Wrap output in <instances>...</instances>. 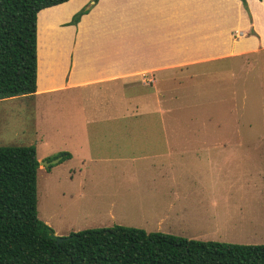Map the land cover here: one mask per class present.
Instances as JSON below:
<instances>
[{
  "label": "rangeland",
  "instance_id": "obj_1",
  "mask_svg": "<svg viewBox=\"0 0 264 264\" xmlns=\"http://www.w3.org/2000/svg\"><path fill=\"white\" fill-rule=\"evenodd\" d=\"M159 79L56 97L53 116L59 123L89 124L91 148L82 131L85 146L73 144L75 156L49 169L42 164L46 149L39 147V218L62 237L123 225L203 241L264 244V51L167 70ZM27 101H0V146L31 145V133H24L31 122ZM162 123L171 140L188 143L176 172L177 204L184 208L164 221L156 205L134 194L149 187L148 165L125 157L145 151L147 135L163 138L157 131L142 136L136 127ZM113 126L128 128L117 132ZM90 156L118 159L96 162Z\"/></svg>",
  "mask_w": 264,
  "mask_h": 264
},
{
  "label": "crops",
  "instance_id": "obj_2",
  "mask_svg": "<svg viewBox=\"0 0 264 264\" xmlns=\"http://www.w3.org/2000/svg\"><path fill=\"white\" fill-rule=\"evenodd\" d=\"M89 2L68 0L38 13L37 92L3 99L28 100L31 122L24 133H31V144L38 151L39 147L46 149V158L66 151L72 159L77 151L73 144L85 146L82 131L87 149L91 148L89 124L64 119L59 123L51 112L63 92L137 81L148 84L147 79L157 84L167 70L264 51V0H247V6L242 0H99L78 24H72L74 15ZM125 128L112 129L122 132ZM136 128L142 136L157 131L163 138L147 135L142 140L147 144L145 151L125 156L148 165L145 181L149 187L134 194L156 205L160 221L178 217L179 212L173 211L184 207L177 204L176 172L188 143L171 140L167 124ZM103 159L118 157L90 156L96 162ZM166 197L168 201L163 202Z\"/></svg>",
  "mask_w": 264,
  "mask_h": 264
},
{
  "label": "trees",
  "instance_id": "obj_3",
  "mask_svg": "<svg viewBox=\"0 0 264 264\" xmlns=\"http://www.w3.org/2000/svg\"><path fill=\"white\" fill-rule=\"evenodd\" d=\"M67 1L0 0V100L37 92L38 13ZM98 1L71 23L78 24ZM58 157L62 163L71 153L48 161ZM40 167L35 145L0 146V264H264V244L203 241L123 225L74 232L58 243L38 214Z\"/></svg>",
  "mask_w": 264,
  "mask_h": 264
},
{
  "label": "water",
  "instance_id": "obj_4",
  "mask_svg": "<svg viewBox=\"0 0 264 264\" xmlns=\"http://www.w3.org/2000/svg\"><path fill=\"white\" fill-rule=\"evenodd\" d=\"M60 160H61V157L52 159L51 161H47V162L43 161L42 164H44L46 167H49L51 164L59 163ZM54 236L56 237L58 243H60L66 239V237L57 236V235H54Z\"/></svg>",
  "mask_w": 264,
  "mask_h": 264
}]
</instances>
